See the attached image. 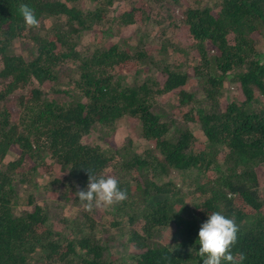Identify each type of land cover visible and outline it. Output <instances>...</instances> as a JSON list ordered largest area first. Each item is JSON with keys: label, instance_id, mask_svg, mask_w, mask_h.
<instances>
[{"label": "trees", "instance_id": "obj_1", "mask_svg": "<svg viewBox=\"0 0 264 264\" xmlns=\"http://www.w3.org/2000/svg\"><path fill=\"white\" fill-rule=\"evenodd\" d=\"M151 1L0 0V264H202L198 231L212 212L235 219L241 264H264V0L182 5L186 50L146 25ZM21 4L39 28L25 26ZM97 27L114 33L81 45ZM233 83L238 94L223 98ZM124 118L136 123L137 148L129 137L107 148L84 140ZM11 146L18 154L4 161ZM43 157L67 166L57 181L78 207L72 217L49 204L15 209L13 183ZM87 170L127 194L113 206L119 254L76 195ZM191 185L195 202L185 199Z\"/></svg>", "mask_w": 264, "mask_h": 264}, {"label": "rangeland", "instance_id": "obj_2", "mask_svg": "<svg viewBox=\"0 0 264 264\" xmlns=\"http://www.w3.org/2000/svg\"><path fill=\"white\" fill-rule=\"evenodd\" d=\"M201 2H207L209 4L212 3V0H199ZM92 0H88L83 2L85 5H90ZM193 3V0H179L177 2L171 1L169 7L166 4H162L152 0L149 4V8L151 9V16L147 22V26H149L150 30L158 31L162 30L163 39H173L178 44L187 49L188 37L185 35L181 25L180 16L182 5ZM48 18H44L42 22L47 23ZM122 30L125 29L124 26H120ZM141 29L143 27L141 26ZM128 28L124 30L126 32ZM149 31V30H148ZM142 32V31H141ZM114 30H106L103 31L97 27L94 30L87 32L81 41V45H85L88 49L92 48L95 43H100L106 40H109L110 37L107 34H113ZM155 42V39L152 40ZM19 47V41L16 40L14 44V48ZM261 48L264 52V39L261 41ZM169 49V48H168ZM189 50V49H188ZM238 89L235 84H227L224 88L223 98L225 97H234L238 94ZM173 95V94H171ZM260 96V95H258ZM169 101H172V97L168 98ZM259 106L264 108V98L261 96L259 101ZM264 110V109H263ZM136 123L132 120V118H124L120 120L114 130L111 132L112 134L105 137L104 139L100 138L97 133L93 135L84 137L85 141L88 142H96L102 148H107L110 143L114 146L122 145L125 140L129 137L131 140V146L133 148H137L140 146L139 136L136 131ZM190 128L194 132L195 136L200 141H205L199 127L193 123H190ZM110 140V143L107 142ZM110 145V146H111ZM109 146V147H110ZM18 154V149L15 146H11L10 150L5 155L4 161L15 158ZM28 170V168H27ZM27 179L22 182L15 181L13 183L16 197L14 206L16 210H23L31 208L34 203L40 204H49L51 207H54L57 212L67 217H72L78 210V207L74 205L67 197H64V184L57 179H61L67 171V166L60 164L50 158L43 157L41 162L37 163L35 169L28 170ZM106 174H111L113 172V167L108 165L105 168ZM21 177L23 174H20ZM173 180L180 182V176L177 174V171L171 172L169 174ZM185 199L188 202H195L199 199L198 191H195L193 185L188 186L184 190ZM95 215L98 218L97 229L100 232L101 238H109L112 246V250L116 254H119V250L123 249L120 245L122 241H124V234L118 229V225L112 224L114 220L120 221L121 216H116L114 213L113 206L108 208H95ZM123 223V222H121ZM131 245L128 244L125 250H130ZM114 264H127V262L122 259H117L114 261Z\"/></svg>", "mask_w": 264, "mask_h": 264}, {"label": "clouds", "instance_id": "obj_3", "mask_svg": "<svg viewBox=\"0 0 264 264\" xmlns=\"http://www.w3.org/2000/svg\"><path fill=\"white\" fill-rule=\"evenodd\" d=\"M28 29L39 28L40 22L35 11L26 4L18 9ZM88 172V183L85 190L76 193L84 210L91 212L94 208H108L127 199L125 191L118 186L113 176H94ZM238 226L234 218H228L220 212H212L198 231L199 251L202 264H241L246 259L244 253L233 254L232 249L237 241ZM168 259V257H164Z\"/></svg>", "mask_w": 264, "mask_h": 264}]
</instances>
